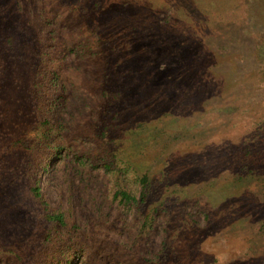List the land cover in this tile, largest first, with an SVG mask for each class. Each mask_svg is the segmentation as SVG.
<instances>
[{
	"label": "rangeland",
	"instance_id": "1",
	"mask_svg": "<svg viewBox=\"0 0 264 264\" xmlns=\"http://www.w3.org/2000/svg\"><path fill=\"white\" fill-rule=\"evenodd\" d=\"M36 174L73 264H264V0H0V264H45Z\"/></svg>",
	"mask_w": 264,
	"mask_h": 264
},
{
	"label": "trees",
	"instance_id": "2",
	"mask_svg": "<svg viewBox=\"0 0 264 264\" xmlns=\"http://www.w3.org/2000/svg\"><path fill=\"white\" fill-rule=\"evenodd\" d=\"M48 64L50 63L46 61L44 65ZM59 74L60 72L55 69V66L50 69H45L42 65V67L39 68L37 74L38 79L42 78V81H45V85H50L49 90L46 91L44 88L40 90L41 81H38L40 83L39 85L38 82L36 84L37 87L39 86L38 94L41 100L40 110L43 112V115H46V111L57 114L64 100L68 98L67 92L60 82ZM118 94L117 97L120 96V93ZM39 114L41 115V113ZM40 119L41 123L47 120L44 116ZM44 130V135L40 142L44 143L45 140L46 142H50L52 136H54L52 128L46 127ZM53 160L54 158H49L44 163L43 171L47 169V165ZM29 183L30 184L21 191H23V197L30 201V207L26 208L27 211H29L30 217L45 227V241L50 244V247L46 248V252H44L46 256L45 264H73L72 260L74 258H81L84 255H88L87 246L77 241V239H79L77 233L79 224L74 219V207L70 204L66 211L53 208L42 192L39 174H36L30 179ZM140 184L142 189L138 199L129 192L121 189L120 186H118V190L115 193V198H120L122 202L128 204H135L140 210L150 199L151 182L149 177L147 175L143 176L140 179ZM53 240H56L57 243H53Z\"/></svg>",
	"mask_w": 264,
	"mask_h": 264
}]
</instances>
